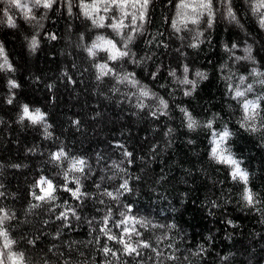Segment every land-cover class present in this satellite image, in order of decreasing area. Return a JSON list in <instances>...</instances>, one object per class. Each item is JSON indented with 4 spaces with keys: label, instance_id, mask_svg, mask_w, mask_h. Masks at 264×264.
Masks as SVG:
<instances>
[{
    "label": "trees",
    "instance_id": "1",
    "mask_svg": "<svg viewBox=\"0 0 264 264\" xmlns=\"http://www.w3.org/2000/svg\"><path fill=\"white\" fill-rule=\"evenodd\" d=\"M180 2L151 0L144 22L128 16L117 32L109 25L120 13L104 12L103 4L85 15L81 0H55L51 8L0 0V65L5 58L11 65L0 69V209L9 216L3 227L11 250L25 264H264V129L242 126L245 101L264 110V26L252 10L255 0H231L235 20L226 0H213L211 27L206 11L191 23L195 13ZM101 37L129 54L109 59ZM94 43L101 47L90 55ZM237 88L245 96L237 98ZM24 105L43 120L20 121ZM185 113L196 121L191 129ZM225 127L231 135L222 147L248 173L252 206L242 199L245 184L212 157L213 131ZM61 151L65 156L53 160ZM80 159L84 171H71ZM41 177L57 186L55 201L33 198L45 194ZM77 178L88 194L80 200L63 191L66 184L76 188ZM125 181L130 191L120 189ZM118 190V200L104 194ZM127 205L129 216L174 226L136 225L159 257L151 249L139 257L104 255L103 245L120 252L122 246L100 231L103 220L111 209L109 227L120 233L113 223ZM62 212L67 220L57 219ZM3 244L0 237V251Z\"/></svg>",
    "mask_w": 264,
    "mask_h": 264
},
{
    "label": "snow or ice",
    "instance_id": "2",
    "mask_svg": "<svg viewBox=\"0 0 264 264\" xmlns=\"http://www.w3.org/2000/svg\"><path fill=\"white\" fill-rule=\"evenodd\" d=\"M8 3L10 5H14L17 8L21 7H27V5H24L21 3V0H8ZM53 3H55V0H34V5H41L44 8H51ZM151 3V0H94L93 3L87 4L84 3V0H81V7L85 10V15H90L89 10H91L92 13L98 12L100 10L99 5L103 4V11L108 12L110 10H116L120 13V18L117 19L114 23L109 25L111 28H113L115 31L119 32L121 29L127 27V25L124 24V19L128 16H131L133 22L136 20H139L141 22H144L147 17V11L148 7ZM226 3L228 4L227 7V16L231 18L232 20H235V14L232 11L231 8V0H226ZM178 8H191L192 12L195 13V15L191 18L190 22L193 24L199 23V17L203 15L204 11L208 13L209 16V27H211V18H212V7H213V0H181V2L177 5ZM133 9L134 11L129 12L128 9ZM203 10V11H201ZM252 10L254 13H259L260 15V24L264 26V0H255V3L252 6ZM31 9H28V12H30ZM138 13V15H137ZM26 18H34V17H28L26 13ZM105 18L103 16L99 17V27H104L103 20ZM94 23H97L96 19L93 20ZM185 22H188L187 20ZM8 23L10 25L13 24L12 18L8 17ZM173 28H176V22L173 21ZM140 25H135L134 30L139 31ZM53 40L56 39L55 36L51 37ZM128 40H131L132 37L129 35ZM102 41L103 45H107L108 49L111 50V54L109 55V59L111 60H117L119 58L127 56L129 53L127 51H121L117 48L116 44L113 43L112 40H107L104 38H98ZM31 46L33 49L37 47V40L35 37H33L31 41ZM195 46V45H193ZM98 47H101L100 44L94 43L92 45V48L89 49L90 55H95L93 49H96ZM126 47V45H125ZM235 47V45L233 46ZM4 56V49L2 46H0V57ZM7 66L8 70H11V65L8 64L7 59H4V64L0 65V69ZM102 69H106L107 65H100ZM188 69L185 68V72H187ZM106 74V73H102ZM171 75H174L175 73H170ZM132 74H128L124 77H122V80H129L130 76ZM198 76L203 77V73H197ZM99 78V77H98ZM243 80V78H241ZM133 86H135L138 81H131ZM183 83H193L191 81H188L185 79ZM264 83V81H262ZM9 84L12 88L17 87L18 85L14 81H9ZM233 89H230L232 91ZM251 86L246 91H250ZM235 96L237 98L245 96L246 92L241 91L238 88L234 90ZM190 94L188 92L185 93ZM141 96L147 97L149 96V92L146 90H142L140 93ZM264 99V98H260ZM11 103V99L8 101ZM164 107H167L165 102L163 100L160 101ZM244 108V117H243V123L242 126L246 127L247 129L255 132L259 129H264V115H262V108L258 101H245L243 103ZM188 116L189 123L188 127L191 129L195 126L196 121L192 119L190 114L185 113ZM30 120L33 124L38 123L43 120V115L39 112V110H35V112H30L29 107L27 105L23 106L22 109V115L20 116V121H23L24 119ZM257 120H259V125H257ZM208 127H211V122L207 125ZM231 135V133L228 131V129L225 127L223 131L216 132L213 131V148H212V157L217 160L219 163L227 164L231 169V176L233 180H239L245 184V189L242 194V199L249 205L252 206L256 203L255 196L251 192L250 189L247 188V181H248V173L243 170L240 167V162L237 161L235 158H233L230 151L226 148H223L222 145L225 143V141L228 139V137ZM126 156H131V153L126 152ZM65 156L64 152L54 153L52 154V159L55 161H59L61 158ZM85 165V161L75 160L73 162L71 171H80L83 172ZM65 179L67 181V173H65ZM77 185L76 188H70L67 186H63V191L68 192L71 194L73 199L80 200L82 197H86L88 194L81 191V185L80 181L77 178L74 181ZM38 185H47V189L42 188L41 190L44 191V195H37L36 193H33V198L41 201V202H48V201H55L57 197L55 196V191L57 190V186L49 179L45 177H41L40 180L37 182ZM99 188V185H97ZM120 189H123L125 191H130L128 187L127 181H125L123 184L120 185ZM108 197H110L113 200L119 199V190L118 194L114 195L112 192H106L104 193ZM2 195V193H0ZM103 203V201H101ZM39 204H33L31 205L32 208L39 207ZM72 215H75V210H71ZM132 212V208L130 205L126 206V211H123L120 213V216L122 219L119 222H114L113 226L116 228H119L121 231L118 234H113L111 228L109 227V221L111 220V209H109L108 214L105 216L103 220V227H101L100 231L104 233L108 241H113L115 243H119L122 246V252L119 250H113L111 247L107 245H103L102 250L105 256L111 255L112 257H116L119 259V255H127L130 257H139L142 256L143 253L140 251L141 249H151V251L156 252L157 256L159 257L161 255L160 252L157 251L156 248L152 246V244L147 240H141L139 237L142 235L136 228V225L139 224L141 227H147L148 225H152L153 227H174V226H165V225H154L151 221H148L144 218H137L135 216H129L128 214ZM65 219L67 220L68 214L66 212H62L57 216V219ZM78 218V217H77ZM9 219L8 213L4 209H0V237L4 239L3 244V251H0V264H25L24 256L22 253H17L11 250L12 245L14 244V241L8 238V233L4 229L3 225L4 222ZM132 221L131 226H129V221ZM133 237H136L134 240ZM166 238V237H165ZM168 259H175L174 256L167 257Z\"/></svg>",
    "mask_w": 264,
    "mask_h": 264
},
{
    "label": "rangeland",
    "instance_id": "3",
    "mask_svg": "<svg viewBox=\"0 0 264 264\" xmlns=\"http://www.w3.org/2000/svg\"><path fill=\"white\" fill-rule=\"evenodd\" d=\"M38 186H39L40 189H42V188L47 189V185H38Z\"/></svg>",
    "mask_w": 264,
    "mask_h": 264
}]
</instances>
